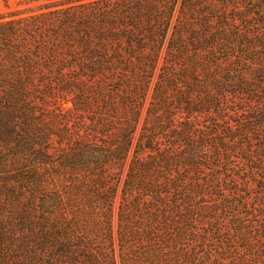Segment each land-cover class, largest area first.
Listing matches in <instances>:
<instances>
[{
	"label": "trees",
	"instance_id": "1",
	"mask_svg": "<svg viewBox=\"0 0 264 264\" xmlns=\"http://www.w3.org/2000/svg\"><path fill=\"white\" fill-rule=\"evenodd\" d=\"M0 264H264V0L0 13Z\"/></svg>",
	"mask_w": 264,
	"mask_h": 264
},
{
	"label": "rangeland",
	"instance_id": "2",
	"mask_svg": "<svg viewBox=\"0 0 264 264\" xmlns=\"http://www.w3.org/2000/svg\"><path fill=\"white\" fill-rule=\"evenodd\" d=\"M47 0H0V13L7 14L14 9L36 5Z\"/></svg>",
	"mask_w": 264,
	"mask_h": 264
}]
</instances>
